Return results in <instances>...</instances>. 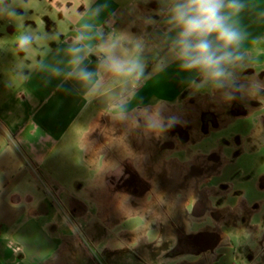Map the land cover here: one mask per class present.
Listing matches in <instances>:
<instances>
[{
  "label": "rangeland",
  "instance_id": "374dc122",
  "mask_svg": "<svg viewBox=\"0 0 264 264\" xmlns=\"http://www.w3.org/2000/svg\"><path fill=\"white\" fill-rule=\"evenodd\" d=\"M194 95L170 103L183 123L165 138H123V127L110 119L94 133L89 160L98 171V199L86 205L83 222L73 223L80 231L64 264H264V212L253 217L252 206L240 205L259 197L264 143L241 141L229 104ZM247 123L261 134L263 126ZM92 228L99 237L91 239Z\"/></svg>",
  "mask_w": 264,
  "mask_h": 264
},
{
  "label": "crops",
  "instance_id": "0c3cea01",
  "mask_svg": "<svg viewBox=\"0 0 264 264\" xmlns=\"http://www.w3.org/2000/svg\"><path fill=\"white\" fill-rule=\"evenodd\" d=\"M131 2L110 0V11L115 14L111 27L139 35L144 27L135 20L134 14H129ZM20 3L27 9L23 20L14 21L15 24L0 20V48L5 47L0 49V264H64L68 246L77 243L73 233L80 231L78 225H75V232L70 231L64 218L68 217L72 223L83 222L86 205L98 199V191L94 190L98 171L89 160L93 154L84 157L88 160L87 165L80 163L81 142L85 139L90 143L96 141L94 133L110 118L103 115L98 103L85 107L79 96L58 91V81L45 86L36 76L27 83L16 78L14 65L30 67L42 56V48L47 47V42H43L28 53L12 54L8 49L14 45L16 36L25 26L70 35L73 26L67 21L66 12L77 6L78 0H20ZM157 7L155 0L148 3L136 0L137 13L150 15ZM19 14L24 15L23 9ZM106 19L107 13L101 21ZM250 31L253 35H264V25H253ZM56 46L52 44L53 48ZM247 46L258 57L257 71L264 69V42H250ZM255 71L249 68L243 75H252ZM183 77L184 74L172 65L148 81L140 96L145 103L153 97L169 103L184 94L189 98L194 94L181 82ZM259 77L264 79V70L259 72ZM203 95L195 94L194 99L212 98ZM228 108L237 112L235 120L241 122L244 133L241 141L264 143V108L259 101L236 100ZM221 111L215 112L222 115ZM249 119L254 126H263L261 134L247 129ZM106 123L109 130L110 123ZM260 146L264 148V144ZM260 178L263 181L256 184L259 191L257 201L248 205L240 200L243 209L245 206L254 208L253 217H260L264 212L261 209L264 208L261 198L264 196V170ZM199 184L191 189L194 198ZM63 207L73 219L67 216ZM226 208L230 212L234 210V206ZM236 221L230 222L235 229L238 228ZM251 228L255 231L257 225H251ZM88 232L91 239L98 236L93 228ZM102 245L105 246L106 242L103 241Z\"/></svg>",
  "mask_w": 264,
  "mask_h": 264
},
{
  "label": "clouds",
  "instance_id": "9594fccd",
  "mask_svg": "<svg viewBox=\"0 0 264 264\" xmlns=\"http://www.w3.org/2000/svg\"><path fill=\"white\" fill-rule=\"evenodd\" d=\"M155 2L158 7L150 15L137 13L136 0L131 2L129 14L144 27L139 35L111 27L115 14L110 11V0H78L77 6L67 9L66 19L73 26L67 36L25 26L8 49L12 54L28 53L38 43L47 42V47L30 67L14 65V75L25 83L39 77L45 86L58 81V91L79 96L85 107L98 103L103 115L123 127V138L134 134L162 139L183 123L167 100L153 97L145 103L140 96L148 81L172 65L184 74L181 82L191 94H207L224 105L254 99L264 108V79L259 77L264 69L257 71L258 57L247 46L264 42V35L250 31L253 25H264V2ZM21 9L24 15L19 14ZM105 13L108 19L101 21ZM26 14L20 0H0V20L14 23ZM249 68L256 71L243 75ZM96 150L85 139L79 149L80 163L87 165L84 157ZM109 167L119 174L114 165L106 164ZM64 223L76 231L68 217Z\"/></svg>",
  "mask_w": 264,
  "mask_h": 264
}]
</instances>
